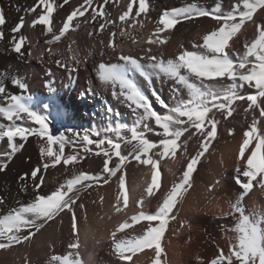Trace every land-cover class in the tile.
Masks as SVG:
<instances>
[{
  "label": "bare ground",
  "instance_id": "6f19581e",
  "mask_svg": "<svg viewBox=\"0 0 264 264\" xmlns=\"http://www.w3.org/2000/svg\"><path fill=\"white\" fill-rule=\"evenodd\" d=\"M138 2L139 0H109L104 8L114 20L115 26L108 24L104 30L99 29V24L104 22L99 17L94 22H84L92 11V8L84 5L85 8H88L85 15L74 17L69 22V30L65 36L61 37L60 41L49 45L46 41L51 39L52 33L45 34L41 25L31 26V21L38 18L37 13H42L43 6L39 4V0H0V12L6 18L5 24L0 25V29L3 30V37L0 38V67H3L9 76L8 79L5 78L4 80L6 95H22L31 98L28 103L32 110L41 116L48 117L47 123L50 134L53 136L64 135L71 142L65 145V155L78 153L84 157L75 165L77 172L85 171L95 174L102 171L105 157H103L102 152L100 156L96 155L100 149L95 144L87 145L89 151L85 152V145L73 135L74 132L83 135L85 130L103 129L110 124L114 126L116 123L130 126L135 120L131 109L120 100L115 99L111 90H106L97 76L95 69L100 61L111 60V62H116V58L110 49L105 48L108 54L103 57L100 56L101 41L107 44L111 38L114 45L117 46V53L122 51L124 54H131L137 58H142L145 53L147 54L149 48L151 52L161 49L162 56L167 59L182 52L180 46L189 45V40L196 31L197 24L212 20L210 17H197L194 21H182L175 28L158 34L160 39H165L164 44L149 43L150 37L153 40L157 39L153 33L163 12L182 7L184 0H148L147 18L143 14L137 18L143 21V27L137 25L128 28L125 25L127 33L125 36L110 37L109 29L118 31L124 23L119 21V16L127 10V4H133V12L126 18L131 19L135 11L138 10ZM201 2L208 8H212L216 0H201ZM234 2L236 0H222L223 10L228 11L226 7ZM82 4L83 0H68L67 4H63V0H55L56 7L52 13L50 25L53 31L58 34L63 27V22H66L67 16ZM93 6H96L97 11H99L97 0H93ZM32 8H35L36 11L29 12L28 10ZM21 17L24 18V24L20 31L14 34L12 29L20 22ZM108 18L105 17V19ZM262 19H264V10H258L253 21L247 22L241 29V33L237 34L240 37L236 45L237 48L243 47L244 39L250 40L256 35V25ZM77 23H79V27H76ZM89 33L92 34L89 35ZM21 34L26 37L21 46L23 56L12 51L9 43L14 35L18 38ZM49 50L56 51V55L49 56ZM73 56L84 61L82 66L72 62L75 71L69 72L67 65L62 67L55 62L59 59L61 64H64L66 60L70 61ZM141 62L147 64V59ZM12 78H19L26 85V90L14 86ZM131 78L148 97L152 107L158 113L163 114L165 109L156 101L153 91L165 103L169 105L174 103L173 89L168 87L166 78L159 80L153 77L151 84L139 74H133ZM89 89L92 90L91 93ZM237 110L234 111L237 112ZM240 112L235 118L232 117L231 124L234 127L217 134L209 149L207 168L212 174V181L218 175L223 176L222 173H229L228 175L231 176L230 166L237 165L236 158L243 141L241 132L245 131L246 127L249 128L253 120L251 116L247 115L249 113L244 114L242 112L243 114H240ZM0 122L10 123L4 121L3 118H0ZM16 123L22 127L39 128V125L28 119L19 120ZM153 127H156L154 122ZM107 135L115 139L112 133ZM124 135L130 138V133L124 132ZM146 136L154 143H158L160 140L159 137L157 141H154L156 136L154 132H147ZM90 139L95 141L100 137L92 135ZM183 139L182 137L181 140ZM45 142L46 138L41 140L35 135L27 136L26 140H20L17 137L15 143H23V148L10 159L0 155V159H3L7 165L3 171H0V198L4 200L3 206H0V213L5 212L9 207L18 206L16 205L17 201L26 202L31 199L29 193L20 190V185L24 181L19 178L23 175L25 180H28L33 170L41 168L46 158L41 156L40 147ZM199 145L200 141L192 138L188 141L186 149L181 147L174 157L167 156L166 163L165 157L159 161L161 187L160 189H153L155 196H148L146 191L152 182L151 166L141 165L130 157L129 161H126L122 166L123 172H125V187L122 191L119 189L116 177H111L107 184H96L80 193L77 204L78 201H81L85 206V200L88 201L89 204L86 206L88 216L84 220L78 219L76 216L75 233L71 229V214L65 210L54 220L45 224L39 232H35V229L25 230L30 235L29 241L13 244L7 249H0V264H48L53 255H69L72 254L73 249L80 254L79 264H156L157 259L159 264H211V261L220 254L221 250L225 256L228 255L231 250L229 238L234 239L235 233L231 232L230 229L220 234L212 233L207 230V222L203 218L212 214L234 213L231 208V204L234 202L233 197H237L241 189L237 184L229 185L219 180L214 190L212 189V193L209 192L207 187L200 184L199 176L204 167L198 166V164L193 173L192 181L194 184L187 203L184 206L179 204L175 219H169L166 230L161 237L160 257L155 256V247H144L142 248L144 251L138 250L132 255L131 260H121L114 252L112 233L121 223H129L131 227L125 228L124 232H116V237L119 239L125 233L135 234L134 229L138 230L141 224L147 225L149 223L145 220L132 223V217L138 215L141 210L146 214H151L156 210L163 193L170 189L174 182L178 181L182 171L187 167L188 159L199 151ZM252 145V148L250 145L245 150V157L250 155L255 141ZM101 147L106 148L107 145ZM129 148L130 145L122 143V154H126ZM53 150L57 152L59 146L54 145ZM10 151L7 138L0 141V154ZM118 159L113 155L112 160L109 161V167L111 168L113 162L118 161ZM240 163L243 166L244 162L241 161ZM223 166L226 167V171L221 169ZM235 174L237 175V173ZM39 175L41 172H38ZM72 175L73 166L69 165L65 168L63 161H61V164L56 165L55 168L49 167L43 171L44 182L40 185L39 191L42 194H51L59 185L71 179ZM117 175L119 176V171ZM260 178V175H257L248 192L252 208L257 209L256 214L258 212V215L256 216L264 218V212L256 208L258 205L257 194L264 192V187L256 182ZM243 180L246 182L247 178H243ZM28 183L31 186L30 180ZM118 195L120 196L119 204H117L116 199ZM125 195L128 198L127 206H124ZM209 195L213 199L209 200ZM101 197H103L102 200ZM242 203L245 202L242 201ZM116 207H121L122 211L116 212ZM78 208L76 207L75 214L78 212ZM151 224L156 227L159 222L153 221ZM144 230L147 231L146 228ZM32 233L35 234L32 235ZM76 236L79 239L78 247L69 248L70 242ZM126 255H131V253H126ZM76 259L78 260V257Z\"/></svg>",
  "mask_w": 264,
  "mask_h": 264
},
{
  "label": "snow or ice",
  "instance_id": "6c2138e0",
  "mask_svg": "<svg viewBox=\"0 0 264 264\" xmlns=\"http://www.w3.org/2000/svg\"><path fill=\"white\" fill-rule=\"evenodd\" d=\"M109 0H97V7L93 6V0H83V4L74 9L67 16L63 27L57 32L53 31L51 17L54 11L55 0H39L43 6L42 13H37L36 19L31 21V26L41 25L45 34L52 33L51 39L46 43L52 45L61 40L69 30V22L78 15L83 17L88 8H92L89 16L85 18V23L96 21L99 17L103 23L99 24V29L104 30L106 25L114 24V20L105 10L104 5ZM68 0H63L67 4ZM62 6V5H61ZM258 10H264V0H236L231 10L224 11L222 0H216L212 8H208L201 0H184L182 7L165 10L157 21L153 35L156 40L149 38V43L164 44L165 39H160L158 34L166 30L173 29L182 21H194L197 17H210L216 22V27L209 30L202 36V43H194L193 50H184L172 58L165 59L162 55L158 58L151 55V49H148V63H142L143 58H137L131 54H124L122 51L117 53V46L110 38L105 44L101 41L100 56L103 57L110 49L115 56L116 62L100 61L96 67V73L106 90H111L112 96L126 104L132 111L135 118L132 125L116 123L103 129L85 130L84 134L73 133L85 145L84 151L88 152L87 145L95 144L100 151L97 156L103 154L102 171L90 174L85 171L77 172L75 165L84 157L78 153L65 155V145L71 142L64 135L53 136L49 132L47 123L48 117L41 116L32 110L28 101L30 97L18 95H6V87L3 84L5 75H0V118L9 121V124L0 122V141L7 138L10 152L0 154L9 159L21 148L23 143H15V138L26 140L27 136L35 135L41 140L46 138V142L41 144L40 153L45 157L41 168L33 170L28 180L22 175L19 179L24 181L20 185V190L31 195V199L26 202H16L18 206L9 207L5 212L0 213V249H7L13 244H21L30 240L27 229H35L39 232L45 224L54 220L60 213L67 210L71 214V229L76 232L77 217L75 215L76 207L83 208V204H77L80 193L92 188L96 184H107L111 177H116L119 189L122 191L125 187L124 175H117L122 172V166L131 157L141 165L151 166L152 182L147 187V195L155 196L153 189H160V171L158 169L159 161L171 154L176 155L177 149L185 147L188 141L196 138L200 141V151L188 159L187 167L182 171L178 181L172 184V187L166 190L161 200L158 202L156 210L151 214L139 211L138 215L132 217V223H139L141 220L148 221L147 225H140L134 233H125L119 239L116 232H124L125 228L131 227L127 222L121 223L112 233L113 246L115 254L121 260H131L138 250L144 247H155V256L161 255L160 241L163 236L169 219L174 220L173 209L176 207L179 199L192 186L193 173L200 158L208 151L211 140L217 134L218 120L215 119L216 112L227 117L232 116L235 110L233 105L237 101L247 102V112L249 109H258L260 116L264 117V25H256V35L248 40L244 39L243 47L237 48L241 29L247 22L253 21L254 15ZM29 12H35L32 8ZM149 11L148 0H139L138 10L135 11L131 19H126L133 12V4H127V10L119 16V21L124 22L118 31L109 29L110 37L125 36V25L133 28L137 25L143 27V21L137 18L143 16L147 18ZM105 17H109L105 19ZM6 18L0 12V25H4ZM24 24V18L14 26L12 32L18 33ZM76 27H79L77 23ZM92 33H89L91 35ZM3 37V30L0 29V38ZM236 38V39H234ZM26 37L22 34L17 38L15 35L9 42L12 51L24 55L21 52V46ZM56 55V51L49 50V56ZM91 55V53H89ZM75 65H80L82 61L73 56L71 60H66L61 64V60L55 62L59 66L67 65L69 72L75 71ZM133 74H139L151 84L152 78H166L174 81V103L169 105L165 103L159 95L153 91L156 101L165 109L163 114L158 113L150 103L148 97L137 86L131 78ZM14 86L26 90V85L19 78H12ZM245 87L255 89V94L245 95L242 89ZM91 89L89 92L91 93ZM186 94V95H185ZM215 110V111H214ZM110 111V109H109ZM31 120L39 125L35 127H22L16 122L19 120ZM156 126L155 128L153 127ZM258 121L253 117L249 129L243 133V141L239 148L236 165L235 182L239 185L241 192L236 200L231 204L232 211L239 213L234 228L230 229L235 233L234 239L229 238L231 250L228 255L220 254L211 261V264H264V218L245 215L242 206V200L252 187V182L260 175V180L256 182L264 187V129L258 127ZM159 129V131H157ZM194 130V131H193ZM124 132L130 133V138L124 135ZM154 132L160 137L158 143L150 141L146 133ZM112 133L115 139L107 135ZM187 133V136L185 135ZM97 136L100 139L92 140L90 136ZM184 138L181 140V138ZM255 141L254 148L250 155L245 157V150ZM135 142V143H133ZM122 143L130 145L126 154H122ZM58 145L59 150L54 152L53 146ZM107 145L106 148L101 146ZM155 150V151H153ZM152 153L149 156V153ZM118 157V161L113 162L109 167V161L112 156ZM63 161V166H73V175L71 179L59 185L51 194L41 193L40 185L44 182L43 171L49 167L55 168ZM243 161V166L241 165ZM7 165L0 159V171H3ZM38 172L41 175L38 176ZM247 178L246 182L241 178ZM103 197H101V200ZM117 204L120 202V196H117ZM4 200L0 198V206H3ZM128 198L124 196V206H127ZM135 206V205H134ZM116 212H121V207H116ZM172 214V215H170ZM158 221L159 224L153 227L151 222ZM147 229L145 231L144 229ZM35 233H32L34 235ZM78 236L70 242L69 248L78 247ZM131 253V255H126ZM72 254L66 256L53 255L48 264H78V261L71 258ZM156 264H159L157 259Z\"/></svg>",
  "mask_w": 264,
  "mask_h": 264
},
{
  "label": "rangeland",
  "instance_id": "374dc122",
  "mask_svg": "<svg viewBox=\"0 0 264 264\" xmlns=\"http://www.w3.org/2000/svg\"><path fill=\"white\" fill-rule=\"evenodd\" d=\"M235 3V2H234ZM233 3V4H234ZM233 4H229L228 5V7H226L227 8V10L229 11V10H231V7H232V5ZM198 26H197V29H196V31L194 32V34H193V36L190 38V40H189V45H183V46H180V48H181V51H184V50H193V48H192V46H193V44L194 43H202L203 41H202V36L205 34V33H207L209 30H212V29H214L217 25H216V22L214 21V20H209V21H207V23L206 22H202L201 24L199 23V24H197ZM205 25V26H204ZM258 25H264V19H262V20H260L259 22H258ZM198 27H199V29H198ZM152 53V55H155V56H157L158 58L162 55V51H161V49H157V50H154V51H152L151 52ZM150 53V54H151ZM149 55V53H145L143 56H142V60H146L147 59V56ZM83 62L84 61H82V63L80 64V66H82V64H83ZM147 63H148V60H147ZM0 75H5L6 77H7V79L9 78V76H8V74H7V72H6V70L3 68V67H0ZM163 78V77H162ZM161 79V78H160ZM159 79V80H160ZM165 79V78H164ZM4 80L5 79H3V84H4ZM165 81H166V83H167V85H168V87H170L171 89H173L174 88V86H175V84H174V81H172V80H169V79H165ZM242 91V93L243 94H245V95H248V94H255V89H252V88H248V87H245L244 89H242L241 90ZM238 103V104H237ZM244 103V104H243ZM240 104V105H239ZM242 105V106H241ZM243 106H244V108H243ZM233 107H234V109H235V111L238 109V110H240V111H238L237 110V112H233V114H232V116H230V117H227V119H225L224 118V116L223 115H221L219 112H216V114H215V119L216 120H218L219 121V123H218V125H217V134H219V133H221L222 131H225L226 129H228V128H232V127H234L232 124H231V121H232V117L233 118H235L236 116H238L239 114V112H240V114H246V113H249V114H247V115H249V117L251 116V118H253V117H255L256 119H257V121L259 122L258 123V127H262L261 129H264V117H261L260 116V113H259V110L258 109H256V110H253V109H249L247 112L246 111H244L245 109H247V107H248V105H247V102L246 101H237L236 102V104L235 105H233ZM242 109V110H241ZM258 110V111H257ZM215 111V110H214ZM257 113H256V112ZM243 112V113H242ZM252 114V115H251ZM254 115V116H253ZM263 122V123H262ZM220 125H221V127H220ZM228 126V127H227ZM249 128L248 127H246L245 128V131H247ZM194 131V130H193ZM244 130H243V132H241V136H243V133L245 132ZM187 134V133H186ZM185 134V135H186ZM216 134V135H217ZM158 138H159V136L158 135H156L155 137H154V141H157L158 140ZM214 139H215V137L214 138H211L210 140H211V143H210V146H209V148H208V151L207 152H205V154L200 158V160H199V162H198V166L199 165H202L203 167H204V169L201 171V173H200V184H203L204 185V187H207V190L209 191V192H211L212 193V191L214 190V187L217 185V183H218V181L220 180H222V181H224L225 183H227V184H229V185H236V182H235V178L234 177H236V171H235V169H236V166H230V168L229 169H231V171H230V174H232L231 176H229L228 174L229 173H222L223 174V176L222 175H218L217 176V178L215 179V180H213L212 181V179H211V173H210V171H209V169L207 168V165H208V152H209V149H210V147H211V145H212V142L214 141ZM253 142L250 144L251 145V147H250V145H249V147L250 148H252L253 147ZM153 151H155V150H153ZM177 151H178V149H177ZM199 151H200V149H199ZM176 154H177V152H176ZM152 155V153L150 152L149 153V156H151ZM169 156L170 157H172V155L171 154H169ZM168 156V157H169ZM167 157V156H166ZM166 157H165V163H166ZM237 159V158H236ZM206 161V162H205ZM140 164V163H139ZM197 166V167H198ZM165 168H166V166H165ZM221 169H223L224 171H226L227 169H226V167H224L223 166V168H221ZM205 170V171H204ZM124 170L122 169V172L121 171H119V175H121V174H125V172H123ZM208 171V172H207ZM206 173V174H205ZM227 175V176H226ZM206 177V178H205ZM208 178V179H207ZM227 179V180H226ZM242 180H243V178H241ZM244 181V180H243ZM193 182V181H192ZM191 182V183H192ZM215 182V183H214ZM193 184H194V182L192 183V186H191V188H193ZM191 188H189L188 190H187V192H185L184 194H183V196H182V198L180 199V203L178 202L177 203V205H176V207L174 208V210H173V213L172 214H176V209H177V207L179 206V204L180 205H185L186 203H187V200H188V198H189V195H190V193H191ZM213 189V190H212ZM240 193V192H239ZM238 193V194H239ZM238 196V195H237ZM185 198V199H184ZM236 196H234L233 197V199H234V201L236 200ZM208 199L209 200H211V199H213V197L211 196V195H209V197H208ZM251 198H250V195H249V192L247 193V195H245L244 196V198H243V200L242 201H244L245 203H242V206H243V208H244V211H245V215H249V216H254V217H257L258 218V216H256V215H258V212H257V214H256V210L257 209H254V208H252V204L250 203V200ZM186 200V201H185ZM257 203H258V205H257V207L256 208H258L259 210H261L262 212H264V192H259L258 194H257ZM78 204H83V202H79L78 201ZM89 203H88V201H86L85 200V206L83 207V208H80V211H79V208H78V212L75 214L77 217H78V219H82V220H84V219H86L87 218V216H88V212H86V209L88 210V208L86 207L87 205H88ZM86 207V208H85ZM80 213H82V214H80ZM171 215V214H170ZM213 215V216H212ZM212 215H207V216H205L204 218H203V220L205 221V222H207V225H206V228H207V230L208 231H210V232H212V233H216V234H220V233H222L223 231L224 232H227V231H229V229H232V228H234V226H235V224H236V222H237V218L239 217V213H232V212H229V213H225V214H212ZM85 216V217H84ZM77 224V223H76ZM140 228V227H139ZM152 247H154V246H152ZM151 248V247H150ZM74 251V252H73ZM141 251H144V249H142ZM140 251V252H141ZM77 251L75 250V249H73L72 250V254H73V256H71V258L72 259H74V260H76V261H78L79 259H80V254L77 252ZM56 256H64V254H62V255H56ZM66 256V255H65ZM74 257V258H73ZM78 257V260L76 259ZM79 262H80V260L78 261V264H79Z\"/></svg>",
  "mask_w": 264,
  "mask_h": 264
}]
</instances>
